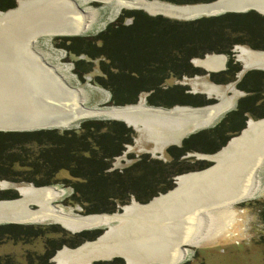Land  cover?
<instances>
[{
	"label": "trees",
	"instance_id": "1",
	"mask_svg": "<svg viewBox=\"0 0 264 264\" xmlns=\"http://www.w3.org/2000/svg\"><path fill=\"white\" fill-rule=\"evenodd\" d=\"M160 1L185 5L215 0ZM14 7L15 0H0L1 11ZM121 14V17H130L133 22L124 25L120 17L92 39L79 36L55 38L67 51L87 55L91 60L99 59L100 72L94 81L110 93L109 101L115 106L135 104L142 93H149L146 101L154 106L173 102L170 96L182 97V88L173 86L163 90V83L169 78L202 74L201 70L189 64L194 57L202 58L207 53L228 56L233 46L241 44L264 51V16L253 10L190 21L149 16L140 10H122ZM88 65L83 61L76 62V68ZM235 70L236 67L229 66L227 71L219 73L228 76L219 81H228ZM84 72L90 73V69ZM251 74L246 76L250 83L246 84V80L238 83L237 87L253 94L239 100L235 110L227 113L212 128L188 135L182 139L180 146L168 147V162L142 156L129 166L111 169V160L120 156L125 144L130 142V129L116 120L88 119L79 122L78 130L0 132V180L13 183L24 181L36 187L50 186L61 180L71 185L70 203L79 205L85 214L114 213L118 207L128 204L131 197L137 202L147 203L170 189L177 175L207 165L195 162L193 157L182 158L186 153H215L230 134L234 135L241 129L245 113L250 112L257 117L260 112L255 111L261 109L262 104L257 102L255 84H250L256 81L264 86V73H254L259 74V80ZM78 77L81 79V74ZM183 98L187 100L195 96L187 94ZM198 103V106H205L213 104V100L202 99ZM260 114L264 115L262 111ZM63 171L68 177L58 179L57 174ZM16 196L13 190H0V200ZM99 234V230H90L67 236L54 225L0 224V239L12 242L51 235L42 242L41 252L26 253L22 262L3 255L0 256V264H53L54 252L63 245L76 247L84 241L94 240Z\"/></svg>",
	"mask_w": 264,
	"mask_h": 264
},
{
	"label": "bare ground",
	"instance_id": "2",
	"mask_svg": "<svg viewBox=\"0 0 264 264\" xmlns=\"http://www.w3.org/2000/svg\"><path fill=\"white\" fill-rule=\"evenodd\" d=\"M112 1L107 0L105 3L111 4ZM115 1L118 8L141 9L151 16L160 13L166 17L170 16V18L174 16L175 12L184 13L186 17L192 11L193 13L200 12V10L206 13L219 12L225 7L232 10L250 7L260 14H264V0H228L226 2L219 0L208 5L178 7L172 6V4L158 3V1ZM52 6H56L59 16L55 12L53 14L48 11L46 16L52 20L53 26L57 28L67 27V20L69 21L67 16L68 14L71 15L69 9L72 12L74 10L78 12L80 21L78 25L69 24V26L73 25L71 32H78V34L85 32L94 19V11L81 10L76 0H24L19 2L18 10L20 11L0 13V20L8 18L10 15L15 17L34 8L43 7V11L48 10ZM56 18L59 22H55L54 19ZM173 18L178 19V17ZM60 21L64 22V25ZM56 27L47 31L46 34L60 32V29L55 30ZM24 31L25 29L22 28L19 32ZM259 51H249L242 46L236 48L237 53L235 54L244 63V69L264 70V53ZM35 55L42 61L44 60L39 53L36 52ZM205 57L203 60L195 59L193 62L210 71L220 70L226 60L224 55ZM43 63L45 62L43 61ZM47 67L65 82V76L58 71L57 67H49V65ZM193 83L195 89L199 87L202 92L210 93V96L214 92L221 100L216 104L203 107L191 108L187 106L168 110L149 108L143 100H140L135 105L109 111L97 107H86L83 90L72 89L84 109L83 114L86 117L105 116L122 120L128 126L140 131L142 135L148 138L147 140L152 141L156 146L155 149L159 152L169 144L178 145L185 136L212 124L221 113L232 107V101L237 99L236 96L239 93L234 90L233 97L226 98L223 87L217 88L208 82H200L196 85L195 81ZM229 89L233 90L234 87L230 86ZM106 95L108 96L107 93ZM207 158L209 157L207 156ZM213 158H216V155L210 157V159ZM222 159L224 160L221 164L214 168L216 170H207L202 175L183 174L175 177L174 182L178 187L168 195L154 198L146 205L131 204L124 206L120 213H114V215L101 214L80 217V215L66 213L62 207L55 205L54 202L55 199L62 196L63 189L61 191L56 187L34 188L30 184L29 186H20L13 182L1 181V189L12 187L18 191L21 199L11 202V205L8 204V208L2 209L0 217L3 220L29 224L50 221L51 224L60 225L71 233L84 229L101 228L102 226L110 228V232L105 233L106 235L100 239L86 242L75 250L63 248L57 251L52 258V262L57 264H91L95 260H109L116 255L124 257L126 260L124 264L153 262L180 264L188 255V247L195 246L202 240L214 236L216 232H214L216 228L215 219L210 209L238 204L247 195L250 183L251 192L244 200L256 198L262 192L259 171L264 164V118L256 122L249 121L240 136L229 140L228 145L217 154V161L220 162ZM29 205L36 206V210L30 208ZM165 236L167 237L165 238ZM180 243L187 245L183 247L179 245Z\"/></svg>",
	"mask_w": 264,
	"mask_h": 264
},
{
	"label": "rangeland",
	"instance_id": "3",
	"mask_svg": "<svg viewBox=\"0 0 264 264\" xmlns=\"http://www.w3.org/2000/svg\"><path fill=\"white\" fill-rule=\"evenodd\" d=\"M20 1H24V0H15V7L11 8L12 10L8 9V10H10L8 12L14 13L15 11L16 12L20 11V10H18ZM25 1H27V0H25ZM163 2H166V1H163ZM76 3L79 6V8L83 11H87V10L94 11V19L92 21L91 26L85 32H83L79 35V37L85 38V39H92L97 34L104 31V29L106 28L107 25L117 21L116 14L118 13V11L120 9H122V8L117 7V5H116L117 3L115 0H113L111 2V4L93 3L91 1L82 2L81 0H76ZM167 3H170V2H167ZM171 4H173V3H171ZM175 5H179V4H175ZM182 5H184V4H182ZM185 5H195V4H185ZM122 10H128V9H122ZM122 10H120V12ZM0 13H5V11L0 10ZM145 13H147V12H145ZM256 13L261 15L258 12H256ZM262 16H264V15H262ZM168 17H170V16H168ZM129 23L130 22H128L126 20L124 21V24H126V25H128ZM55 38H56V35H52V34L40 35L39 37H37L35 39L36 43H34L32 46L33 50L36 51L37 53H39L40 55L44 56V58L49 63V65L57 67L58 71L63 76H65L64 81L67 85H69L72 88H78V89L83 90V96L85 97L84 104L86 105V107H89V108L97 107V108L102 109V107H104V106L112 105V104H106L105 103V102H107L108 99H110L106 95L105 91H107V90L102 88L101 86L97 85L95 83V81L93 80L94 76H96L100 72V69H99L100 61H99V59L92 60L91 61L92 63L90 65H88L86 67L84 66L83 69H81L82 71H85V69L86 70L90 69V72L93 73L92 75L85 73L84 77H89L90 79L89 80H81V79H79L78 75L74 71V68H76V64L74 61L76 59V57H73V55H69V54L67 55V52L64 49L59 48V46L56 47V45H54V42H55L54 39ZM242 46L248 47L246 44L233 46V49H231V51L233 50L232 56H234V57L230 56V58L232 59V60H230L229 57L227 56V62L225 64V68L221 71H211L212 73L207 72L208 69H206L203 66H199L195 62H193L195 59L196 60H199V59L203 60L206 55H208V56L221 55V54H216V53H211V54L207 53L202 58L194 57L189 61V64L192 67L198 68L199 70H201L203 72L202 74H199V75L197 74V75L192 76V77H198L197 79L194 78V80H193L192 77H188L185 75L179 79L169 78L165 83H163V90H166L167 88L170 89L171 87L176 86V87L183 89V96H187V94H188L191 97L195 96V98H193V99L190 98V99L185 100V98H183V96L182 97L181 96L180 97L170 96V99L173 100V102L169 103L170 105L169 104H167V105L162 104L159 106H154V105H149L147 103V101H146L145 105L152 106V107H158V108L160 107L162 109L164 108L167 110L173 109L176 107H187V106L191 107V108L192 107L195 108V107H202V106H198L199 105L198 100L203 99V100L207 101L208 99H210V97L215 98V100H213V104H216L217 102H219L221 100V99H219V96L216 95V93L213 92V93H211V96H210V94L207 95L204 92H202L203 94H200L197 91L195 92V90H197V89L200 90L201 88L198 87L197 89H195L193 82L198 81V83H200V82L202 83L201 80L204 79L203 77H205L207 73H210L213 75L214 74L218 75L219 73L225 72L227 70V66H228L229 61L232 62L231 63L232 67H236L237 70L234 71V74L232 77L228 78L229 79L228 81L214 82L211 79H209L211 77V76H209V77H206V79L203 82H209V83L213 84L214 86H217V88H222V87L225 88L224 85H230V86H233L234 88L238 89V87H237L238 81L239 82H243V81L246 82V80H247L246 76L248 73H251V72L253 73L251 75H253V77L257 76L256 80H259V74H254L257 71H249L247 69H244L243 68L244 63L241 62L240 60H238V58L236 57L237 55L235 53H237V52L235 50L236 49L235 47H242ZM248 49H250V47H248ZM251 51H254V50H251ZM224 55H226V54H224ZM82 59L87 60L88 57L84 56V57H82ZM202 68H205V69H202ZM0 71L9 72L8 70L5 69L4 66H3V68L1 67ZM242 71H244V72L241 73ZM12 75H14L15 78L17 77V73H15V71L12 72ZM248 83H250L249 80H247L246 84H248ZM257 83L258 82H256V81H255V83H252V81H251L250 85L255 84V87H256L255 95L258 98L257 102L262 104V106H261L262 108L261 109L258 108V109H256V111L255 110L254 111L257 113H259V112L261 113V111H262L264 114V86L258 85ZM98 88H100V89H98ZM229 88L230 87H228V89ZM234 90L235 89H233V90L229 89V91L224 90L226 93L225 94L226 98L232 97V95L234 94ZM238 90L241 91L242 93H245V94L239 95V93H238V96H236L237 99H235L234 102L232 101V107H229L228 111H226L224 114H221L219 117H217L215 119V121L209 125V127L208 126L203 127L204 129H210L213 126H215L217 123L221 122V120L223 119V117H225L227 115V113H229L232 110H235V108L238 105L239 100L247 98L249 96V94H253V93H246L245 91H242L240 89H238ZM178 91H180V90H178ZM148 95H149V93L140 94L137 98L136 103H138L140 100H143L144 98L146 100ZM251 96H254V95H251ZM228 102H231V101H228ZM259 103H257V105ZM127 105H131V104H127ZM260 113L257 115V117H254L249 113H245L244 114L245 119L242 122L241 129L239 131H237L234 135L230 134L231 136L228 137L226 143L231 138L240 136V134L244 131V129L247 126L245 124V122H247V124H248L249 121L250 122H256L260 119H263L264 115H262ZM260 115H262V116H260ZM88 117H90V116H88ZM102 118H104V116H98L97 118L96 117H90V118L83 119V120H88V119H101V120H103ZM248 119H252V120H248ZM83 120H80L78 122L73 123L68 128L72 129V130H78L79 122H81ZM125 126H127V125L125 124ZM127 128L130 129V133L128 135L130 142L125 144V146L123 147V151L121 152L120 156L115 157L113 160H111V162H110L111 169H121V168H124L126 166H129L134 161L139 160L142 156H147L150 160H158L161 162H168L169 161V157L166 154V150L168 147L174 146V144H169V145L165 146L161 151L159 150V152H158V150L155 149V147H156L155 144L152 141L147 140L148 138L145 137V135H142L140 131H138L137 129H134V127L132 128L131 126H127ZM200 130H203V129L201 128V129L195 130V132L200 131ZM59 132H61V130H59ZM187 136H185V137H187ZM226 143L221 145V147L217 151H219L221 148L225 147ZM186 154L182 158H192V157H186ZM197 154L205 155L208 153L197 152ZM212 154H214V153H211V155ZM197 157H195V156L193 157L195 159L194 160L195 162L207 163V165L202 169H199V170L197 169V170H193V171L191 170V171H188V172L183 173V174L195 173V172L201 173L210 167L215 168L214 165L218 164V163H216V161H215V163H216L215 164L214 162L212 163V162H209L208 160L198 159V158H203V157H198V158ZM183 174H181V175H183ZM259 175H260V179H261V185L260 186H261V188H263L262 192L260 193L261 195L255 199L249 198V200H244L247 198L249 192H251L250 191L251 183H250L249 190L247 191V195L238 204L232 205L230 207H223V208L216 207L215 209H210V210H212L211 213L215 219L216 228L214 229V232L215 231L216 232H215L214 236L202 240L200 243H198L195 246L188 247V249H189L188 255H186V259L180 264H264V195H263L264 194V164L259 171ZM178 176L179 175H177L176 177H178ZM66 177H68V175L64 171L59 172L57 174L58 179H64ZM1 181H8V180H0V183H1ZM8 182H11V181H8ZM62 182L63 181L60 180L57 183H54L53 185L40 186V187H56V189H59L61 191L63 189L62 196L55 199L54 202H55V205L62 207L66 213H70V214H73L76 216L80 215V217H82V216L85 217L88 215H101V214H85L84 212L81 211L80 206H79L80 211L79 212L76 211V208H75L76 204H74V203L71 204L69 201V195L72 192L71 188H70L71 185L64 183V182L62 183ZM14 184L21 186V185L28 184V183L23 181V182H17V183L14 182ZM174 187H175L174 180H172V187L170 189H168L167 191L173 190ZM208 187H209V184H208ZM1 188L2 187H0V190H3ZM36 188H39V187H36ZM204 189H206V188H204ZM167 191L165 193H161V194H166ZM17 196L14 199H16ZM157 196H155V197H157ZM132 199H134V198L131 197L130 202L124 206H130L132 204L131 203ZM10 200H13V199H10ZM134 201L137 202L135 199H134ZM137 203L145 204V203H140V202H137ZM29 207L33 208L34 210H36V208H37L34 205H29ZM123 207H122V209H123ZM118 211L121 212V210H118ZM120 212H118V213H120ZM111 214H113V213H111ZM25 224L30 225L29 223H25ZM48 225L56 226L58 228V230L63 231L65 234H67V236H68V234L72 235V233L68 232L67 230H65L60 225L51 224L50 221H44L43 223H40V224H32V226H34V227H47ZM105 228H106L105 226H102L100 228L101 230L99 229L100 234H102L104 231H106ZM106 234H104V235H106ZM48 236L49 235H47V237ZM47 237L42 236V237H39L37 239H32V240L26 239L24 242L23 241L12 242V241H8L7 239H0V256L10 255V256L14 257L17 261L22 262V258L26 253L32 252V251H40L41 252L42 251V242ZM49 237H51V235ZM54 237H56V236H54ZM166 237L167 236H165V238ZM88 241L92 242L93 240H88ZM84 242L80 243L76 247H70L68 245H63L61 248H59L58 250H56L54 252L52 258L55 256L57 251H60L63 248H67L65 250H69V249L75 250L76 248H79V246H81V245L83 246L86 243V242L85 243ZM179 245L183 246V247L186 246V245H183V243H180ZM114 260H116V258L111 259V261H102V260L99 261L98 260L97 262L102 263V264H124L123 261L114 262ZM53 264H57V263L53 262ZM93 264H94V262H93Z\"/></svg>",
	"mask_w": 264,
	"mask_h": 264
},
{
	"label": "water",
	"instance_id": "4",
	"mask_svg": "<svg viewBox=\"0 0 264 264\" xmlns=\"http://www.w3.org/2000/svg\"><path fill=\"white\" fill-rule=\"evenodd\" d=\"M153 1H158V3L160 2V3L171 4V3L163 2L160 0H147V2H153ZM218 1L219 0H215L213 2L201 3V4L208 5L210 3H214ZM220 1L226 2L228 0H220ZM91 2L102 3V2H107V0H91ZM196 5H199V4H195V5L172 4V6H175V7L196 6ZM56 6H52L48 10H44V11H43V7L34 8L33 10L29 12L21 13L15 17L14 15H10L8 16V18L0 20V69L1 67L3 68L4 66L5 69L9 71V72L0 71V132H29V131L50 130V129L67 130L69 129L68 127H70L73 123L78 122L83 119L90 118V117H86L83 114L84 109L81 107L80 103L78 102L72 87H70L65 82H63L52 70H50L47 67L48 64L43 63V61L40 58H38L37 55H35L36 51H34L32 47L34 44V40L37 37H39L40 35L46 34L47 31L53 30L54 27H56V26H53L52 20H50L46 16L48 15L46 14L47 11L53 14L55 12L57 13V16H59L58 15L59 12L56 9ZM10 10H7L5 12H8ZM129 10L142 11L141 9H129ZM249 10L258 12L257 10L251 9L250 7L243 8V9H234V10L227 9L225 7L223 8L222 11H219V12L206 13L203 10H200V12L193 13L192 11V13L188 16L186 15V17L184 13L180 14L178 12H175L173 17H178V19L173 18V17L172 18L166 17V16L161 15L160 13H156L152 16H162V17H166L169 19L190 21V20L201 18V17H212V16L221 15V14L230 13V12L245 13ZM69 13L71 15L68 14L67 16L69 19V21L67 20L68 24H66L67 27H60V28L56 27L57 29L55 30L60 29V32H51L52 35L66 36V37L79 36L78 32H71V30H73L72 26L74 24L78 25L80 23L79 17H78L79 14L75 10L74 12L70 11V9H69ZM147 15L151 16L150 14H147ZM261 15H264V14H261ZM58 19L61 20L60 18ZM54 20L55 22H59L57 21V18ZM61 23L64 25V22H61ZM69 24H73V25L69 26ZM22 28H24L25 31L20 33L19 31ZM251 50H254V49H251ZM256 51H259V50H256ZM221 55H224V54H221ZM224 57L226 58L224 66L220 70H217V71H221L225 68V64L227 62V55H224ZM202 69H205V68H202ZM13 71L17 73L16 78L14 77V75H12ZM207 72H211V71L207 70ZM206 76L209 77L210 73H207ZM108 97L110 98L109 92H108ZM143 100H144V104H146L145 98ZM210 100H215V98L210 97ZM105 103L111 104L109 99ZM131 105H134V104H131ZM125 106H128V105H124V106L107 105V106L102 107V109L110 111L112 109H118L119 107H125ZM148 107L152 109L158 108V107H152V106H148ZM102 119L103 120L104 119L105 120H116V121H120L126 124L124 121L118 120L112 117L105 118L104 116V118ZM248 120H252V119H248ZM245 124L247 125V122H245ZM181 141L182 139L179 141L178 145L176 144L174 145L179 146L181 144ZM228 142L226 143V146L228 145ZM219 151L212 154V155H216V158H213V159H210V157L212 156L211 154L210 155L209 154L199 155L197 153L196 154L187 153L186 157H194V156L196 157L197 155L198 157H203V158H199L202 160H208L209 162H212V163L213 162L215 163L216 161V163H218L215 165L216 167L219 164H221V162L224 160L222 159L220 162L217 161V154ZM207 156L209 158H207ZM212 168L213 167H210L206 169L204 172H206L207 170L213 171L214 168L213 169ZM204 172L188 173L187 175H194V174L202 175V173ZM24 186H29V183L24 184ZM30 186L35 188L33 184H30ZM177 187L178 186L175 185L173 190L167 191L166 194H158V196L154 198H158L162 195H168L170 192L174 191ZM3 190H13L17 193L18 197L13 200H0V212L2 209L8 208V204L11 205V202H16L21 199V195L18 193L16 189L12 187H7ZM154 198H152L151 200H153ZM151 200H149L145 204H139L135 202L134 199H132L131 203L142 206V205L148 204ZM123 206L118 207V210H121ZM75 208H76V211L78 212L80 211L79 205L77 206L75 205ZM117 211L115 213L120 212V211L118 212ZM112 215H114V213ZM0 224H25V223H20V222L13 221V220H3L2 217H0ZM99 229L100 228L84 229V230H80L74 233H81L83 231L99 230ZM105 230L106 231H104L94 240H98L105 233L110 232V228H106ZM85 242H90V241H85ZM183 245H187V244L185 243ZM113 258L119 259L120 261H123L124 263L126 262V260H124V257H122L121 255L113 256L111 259ZM111 259L102 260V261H111ZM97 261L98 260H95L93 262H97ZM93 262L91 264H93ZM145 264H174V263L172 262L154 263L153 262V263H145Z\"/></svg>",
	"mask_w": 264,
	"mask_h": 264
},
{
	"label": "flooded vegetation",
	"instance_id": "5",
	"mask_svg": "<svg viewBox=\"0 0 264 264\" xmlns=\"http://www.w3.org/2000/svg\"><path fill=\"white\" fill-rule=\"evenodd\" d=\"M96 3V2H95ZM103 4H106L105 2H102ZM122 9H125V8H122ZM122 9H120V10H122ZM120 10L118 11V13L116 14V18H117V20L121 17V12H120ZM122 18V22H123V24H124V21L126 20V21H128V22H130L128 25H130L132 22H133V19H131L130 17H121ZM124 25H126V24H124ZM80 35V34H79ZM56 37H66V36H56ZM54 41H55V39H54ZM60 44V40H56L55 42H54V45H56V47L57 46H59V48H62V49H64L66 52H67V55L69 54V55H73V57H76V59L74 60L75 61V64H76V62H78V61H85L86 63H89V64H91L92 62V60L90 59V57H88L87 55H84V54H75L74 52H71V51H67L64 47H62L61 45H59ZM263 51V50H262ZM232 53H233V50L231 51V54L230 55H228V57H229V59L230 60H232L231 58H230V56L231 57H234V56H232ZM234 55V54H233ZM88 57V59L87 60H84V59H82V57ZM237 57V56H236ZM43 61L46 63V64H48L49 65V63L46 61V59L44 58V56H43ZM94 60V59H93ZM96 60V59H95ZM239 60V59H238ZM230 62V61H229ZM232 62H230V64L227 66V70L229 69V66L231 67V68H234V67H232V64H231ZM50 67H52L51 65H49ZM81 68L83 69V67H79V68H74V71L76 72V74L78 73V75H80L81 74V79L82 80H89L90 78L89 77H84V75H85V72L84 71H82L81 70ZM226 70V71H227ZM247 70H249V69H247ZM249 71H257V72H263L264 73V71L263 70H249ZM88 74H90V75H92L93 73H88ZM233 74L234 73H232V75L231 76H233ZM96 76H98V74L96 75ZM96 76H94V79H95V77ZM210 78L209 79H211L212 81H216V80H220V78H222V77H225V76H228L227 74H224V75H220V74H218V75H213V74H210ZM93 79V80H94ZM217 82V81H216ZM220 82V81H219ZM238 83H243V82H239L238 81ZM238 83H237V85H238ZM237 90V89H236ZM238 91V90H237ZM107 94H108V92L107 91H105ZM239 93H241V95H244L241 91H238ZM244 107H246V106H240V108H244ZM249 114H251L250 112H248ZM252 114H253V112H252ZM245 116V115H244ZM261 195V194H260ZM260 195H258V196H256V198L257 197H259ZM264 195V194H263ZM253 199H255V198H253ZM121 262V261H120Z\"/></svg>",
	"mask_w": 264,
	"mask_h": 264
},
{
	"label": "crops",
	"instance_id": "6",
	"mask_svg": "<svg viewBox=\"0 0 264 264\" xmlns=\"http://www.w3.org/2000/svg\"><path fill=\"white\" fill-rule=\"evenodd\" d=\"M235 48H237V47H235ZM235 48H234V49H235ZM245 48L248 49V47H245ZM251 49H252V48H251ZM235 50H236V49H235ZM249 51H251V50L249 49ZM254 51H255V52H258V51H256L255 49H254ZM259 52H260V53H264L262 50H260ZM246 69H247V68H246ZM248 69H249V68H248ZM243 72H244V71H242L241 73H243ZM206 77H207V76L203 77L204 79L201 80V81L203 82V81L206 79ZM192 78H193V80H194V78L197 79L198 77H192ZM208 83H209V82H208ZM193 84H194V83H193ZM196 84H198V81H195V85H196ZM209 84H211V83H209ZM212 85H213V84H212ZM224 86H225L224 90H225V91H229L228 87H230V85H224ZM216 87H217V86H216ZM232 87H233V86H232ZM196 89H197V88H196ZM234 89L236 90L237 88H234ZM230 90H231V89H230ZM237 90H238V89H237ZM196 91L199 92L200 94H203L202 91H200V90H198V89L195 90V92H196ZM238 91H239V90H238ZM208 94H210V93H208ZM208 94H207V95H208ZM243 94H245V93H243ZM232 97H233V95H232ZM232 97H228V98H232ZM226 111H228V110H226ZM226 111H225V112H226ZM225 112H223V113H221V114H224ZM208 127H209V126H208ZM0 187H2V186L0 185Z\"/></svg>",
	"mask_w": 264,
	"mask_h": 264
},
{
	"label": "built area",
	"instance_id": "7",
	"mask_svg": "<svg viewBox=\"0 0 264 264\" xmlns=\"http://www.w3.org/2000/svg\"><path fill=\"white\" fill-rule=\"evenodd\" d=\"M34 43H36V41L34 40Z\"/></svg>",
	"mask_w": 264,
	"mask_h": 264
}]
</instances>
